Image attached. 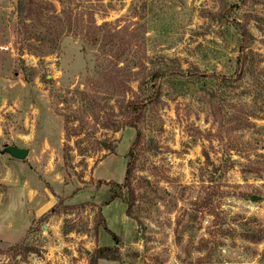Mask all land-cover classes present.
<instances>
[{"label":"rangeland","instance_id":"374dc122","mask_svg":"<svg viewBox=\"0 0 264 264\" xmlns=\"http://www.w3.org/2000/svg\"><path fill=\"white\" fill-rule=\"evenodd\" d=\"M97 247L264 264V0H0V264Z\"/></svg>","mask_w":264,"mask_h":264},{"label":"trees","instance_id":"16d2710c","mask_svg":"<svg viewBox=\"0 0 264 264\" xmlns=\"http://www.w3.org/2000/svg\"><path fill=\"white\" fill-rule=\"evenodd\" d=\"M140 137V131L137 134V140H139ZM132 171V164L129 161L127 164V170H126V179H129V175ZM108 230V228H106ZM109 231V230H108ZM111 248L110 247H97L96 250L93 253V257L91 258V261L89 264H98L99 258H107L108 254L110 253Z\"/></svg>","mask_w":264,"mask_h":264},{"label":"water","instance_id":"95a60500","mask_svg":"<svg viewBox=\"0 0 264 264\" xmlns=\"http://www.w3.org/2000/svg\"><path fill=\"white\" fill-rule=\"evenodd\" d=\"M7 150L10 152V154L14 157L23 159L28 155V149L21 148L18 146H8Z\"/></svg>","mask_w":264,"mask_h":264}]
</instances>
